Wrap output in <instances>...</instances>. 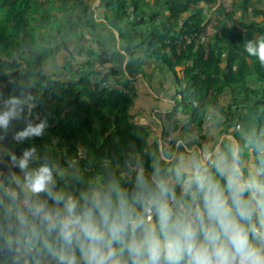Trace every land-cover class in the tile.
<instances>
[{
  "label": "clouds",
  "instance_id": "obj_1",
  "mask_svg": "<svg viewBox=\"0 0 264 264\" xmlns=\"http://www.w3.org/2000/svg\"><path fill=\"white\" fill-rule=\"evenodd\" d=\"M244 50L264 65V36ZM36 102L31 92L4 99L0 129ZM47 127L28 122L14 140ZM235 130L239 139L221 136L217 123L213 143L178 142L184 151L153 158L150 170L130 156L88 178L75 159L65 167L36 147L9 152L20 174L0 173V239L35 264H264V131Z\"/></svg>",
  "mask_w": 264,
  "mask_h": 264
},
{
  "label": "trees",
  "instance_id": "obj_2",
  "mask_svg": "<svg viewBox=\"0 0 264 264\" xmlns=\"http://www.w3.org/2000/svg\"><path fill=\"white\" fill-rule=\"evenodd\" d=\"M211 1L171 0L166 5L169 16L155 21L160 13H153L149 23L145 11V7L151 6L148 0H110L109 13L104 14L107 22L128 19L135 22L133 30H146L147 38L135 43V50L142 48L146 56L162 60L177 77L176 95L180 100L175 96V108L166 114V122L162 125L164 136L169 129L180 134L189 133L192 125L201 132L215 93L228 88L233 92L231 121L238 123L242 119L240 102L253 101L251 111L259 123L257 133L264 131V65L255 57H249L244 50L248 40L264 36V21L259 22L253 17L264 18V8L255 7L250 11V0H243L245 14L237 17L236 13L225 12L231 25L215 27L213 36L205 45L200 36L211 19L204 14L203 7L193 5ZM3 5L0 2V6ZM90 10V6L84 4L77 17L81 29L78 36H85V28L90 32L96 30ZM117 33L127 44L134 43L120 27ZM98 44L101 49L97 51L84 47L77 49L75 54L71 51V60L63 69L73 67L75 61L77 71H83L71 81H60L43 73V66L51 56L61 49L70 50L66 38L55 48L44 45L33 59L36 69L30 63L25 76L19 69V62L0 56V109L4 99L19 96L22 92H31L37 97V106L30 113L26 109L22 118L13 120L6 132L0 129V137H3L0 141L9 152L17 154L36 147L42 158L48 156L63 166L64 160L49 152L52 138L56 136L70 149L77 150L78 144L84 149L83 157L78 153L75 157L81 158L85 164L82 171L85 170L86 178L102 171L105 160L110 161L115 169L116 164L123 166L130 156H138L150 170L151 161L159 156L152 150L156 145L155 137L144 124L135 123L131 107L136 91L122 72L117 55L102 42ZM178 67L182 68L178 70ZM35 70V76L44 84L42 93L27 89L28 78ZM111 79L126 90L107 87ZM236 88L241 89L237 91ZM180 110L186 119L182 124L175 119ZM45 119L48 127L42 136L23 142L14 140L15 134L26 128L28 122L35 124ZM235 137L238 139L237 134ZM179 139H182L181 135ZM200 139L205 136L201 135ZM31 259L28 253L22 251L18 254L15 248H7L0 239V264H26Z\"/></svg>",
  "mask_w": 264,
  "mask_h": 264
},
{
  "label": "crops",
  "instance_id": "obj_3",
  "mask_svg": "<svg viewBox=\"0 0 264 264\" xmlns=\"http://www.w3.org/2000/svg\"><path fill=\"white\" fill-rule=\"evenodd\" d=\"M60 1H67V3L76 9L78 16L82 12L83 5H89L91 8L90 14L92 16V22H96V30L95 32H90L85 28V36L82 37L78 36L81 32V29H79L74 36L67 41L70 50L61 49L55 55L51 56L43 66V73L52 76L57 75V71L62 72L64 70V72L68 73L70 69L65 70L63 67L71 60V51L75 54L76 50L81 47L97 51L101 49L98 42H102L108 50L117 55L122 72L125 77L132 82L131 86L133 87V90L136 91L133 99L134 102L131 107V112L135 115V123L144 124V126L148 128L156 140V145L152 146V150L155 154L161 155L162 151L159 144V133L163 123L165 124L166 122V114L175 108L176 100H180V97L176 95L178 90L177 77L171 69L162 60L146 56L145 50L142 48L135 50V43L147 38V31L144 29L133 30L135 22L128 19H113L110 22L105 21L104 14L109 13L108 3L110 0ZM148 1L151 5L145 7V11L148 15V23L150 21L149 17L152 16L153 13H160L159 16L155 18V21L169 16V13L166 10V5L171 0ZM253 8L255 7H250V11ZM128 9H132L131 4H129ZM234 9L237 17H240L243 13L245 14L242 7H234ZM247 15L248 14H246V16ZM119 27L125 32L126 36L134 42L133 44H127L121 40L117 33V28ZM93 39L96 41L98 40V42H92ZM73 64L74 66L71 68V71H74L75 75L70 78L66 77L68 74H65L66 78H70L68 81L76 79L80 74L77 71L78 67L75 65V61H73ZM53 67L55 70L50 72L49 69H52ZM181 68L182 67H178V70ZM107 87L126 90L122 85L117 84L114 79L109 81ZM240 89L241 88H236L235 90L238 91ZM175 96L176 100L174 98ZM232 102V89L228 88L221 93L216 92L204 117L202 131H197V128L193 125L191 126L189 133L182 132V134H180L176 131L173 145L167 143L165 135L163 153H165L164 151H167L168 154L177 151H184L183 147L177 148L178 142H183L184 145L190 149H196L197 145L200 147L205 143H213L215 138H210L208 132L214 124L217 123L222 129L221 136L225 133H230L233 136L237 134L239 139V132L235 130L236 125H240L241 129L244 131L255 129L258 132L259 123L251 111L254 102H240L242 119L238 123L231 121L230 108ZM220 118H222V120ZM175 119L180 124L184 123L186 120L181 110L177 112ZM180 135L182 139H179ZM201 135H204L205 139H200Z\"/></svg>",
  "mask_w": 264,
  "mask_h": 264
},
{
  "label": "rangeland",
  "instance_id": "obj_4",
  "mask_svg": "<svg viewBox=\"0 0 264 264\" xmlns=\"http://www.w3.org/2000/svg\"><path fill=\"white\" fill-rule=\"evenodd\" d=\"M0 2L4 3L3 6H0V56L19 62L21 64L20 71H24L23 76L26 75V69L29 68L30 63L36 69L33 59L44 45H49L52 48L58 47L65 38L66 41L70 40L73 34L79 30L78 12L76 13V9L67 1L0 0ZM242 3L243 0H212L205 4H194L193 7H203L204 14L211 19L208 25L210 28H206L202 36L209 39L213 36L215 27L231 25V21L225 17L224 13H236L234 7H242ZM249 6L264 8V0H250ZM253 17L259 22L264 21V18L259 15H253ZM23 21H26V23H23ZM71 68H69L70 73L64 72V70L62 72L57 71V75H54L55 79L60 81L70 80L75 75ZM54 70V67L49 69L50 72ZM36 72L35 70L32 73L33 75L28 78L27 89L35 93H42L44 84L43 81L35 76ZM79 73L81 74L83 71ZM65 74H68V76ZM76 147L77 150L70 149L58 137L53 136L49 152L59 159H63L65 162L63 166L65 167L69 160L75 159L82 169H85V164L80 160L81 158L75 157V153L83 157L85 151L79 144ZM7 153L9 151L4 142L0 141V167L20 174L19 168L11 167ZM22 153L15 155L19 157ZM28 264H35V261L31 259Z\"/></svg>",
  "mask_w": 264,
  "mask_h": 264
},
{
  "label": "built area",
  "instance_id": "obj_5",
  "mask_svg": "<svg viewBox=\"0 0 264 264\" xmlns=\"http://www.w3.org/2000/svg\"><path fill=\"white\" fill-rule=\"evenodd\" d=\"M207 28L209 29L210 27L207 26ZM207 29V30H208ZM201 40L202 42L207 45L208 44V41L209 39L205 38L202 36L201 34ZM165 140L167 141L168 144H171L173 145L174 144V141H175V132L172 130V129H169L166 136H165ZM0 173H2L3 175L7 173V170L3 167H0Z\"/></svg>",
  "mask_w": 264,
  "mask_h": 264
},
{
  "label": "water",
  "instance_id": "obj_6",
  "mask_svg": "<svg viewBox=\"0 0 264 264\" xmlns=\"http://www.w3.org/2000/svg\"><path fill=\"white\" fill-rule=\"evenodd\" d=\"M159 144H160V149L163 153V149H164V128L163 126L161 127V131L159 133ZM196 148H199L198 145L196 146Z\"/></svg>",
  "mask_w": 264,
  "mask_h": 264
}]
</instances>
